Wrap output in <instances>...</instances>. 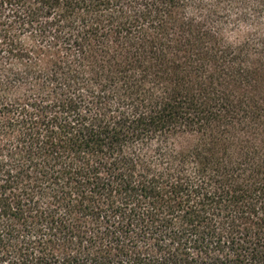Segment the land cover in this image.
Listing matches in <instances>:
<instances>
[{"label":"trees","instance_id":"obj_1","mask_svg":"<svg viewBox=\"0 0 264 264\" xmlns=\"http://www.w3.org/2000/svg\"><path fill=\"white\" fill-rule=\"evenodd\" d=\"M0 264H264V0H0Z\"/></svg>","mask_w":264,"mask_h":264}]
</instances>
